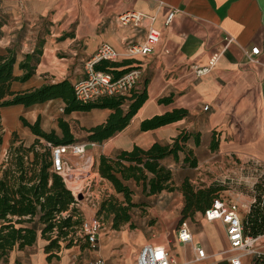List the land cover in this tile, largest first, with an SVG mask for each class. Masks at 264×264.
Listing matches in <instances>:
<instances>
[{
    "label": "crops",
    "instance_id": "obj_1",
    "mask_svg": "<svg viewBox=\"0 0 264 264\" xmlns=\"http://www.w3.org/2000/svg\"><path fill=\"white\" fill-rule=\"evenodd\" d=\"M17 1L22 15L29 19L46 17L50 27L42 38L43 52L34 75L25 82H14L16 90L66 78L73 83L85 75L86 60L101 43L108 42L123 51L130 41L143 42L150 27L161 31L160 42L148 56L117 60L140 63L144 71L135 90L146 88L148 98L123 130L87 149L96 171L101 154L111 155L134 145L147 148L154 142L165 143L183 130L191 134L186 146L198 163L194 167L184 164L183 152L179 159H164L173 169L175 188L152 195V203L145 210L134 208L132 221L120 229L112 228L108 222L109 227L101 231L95 246L81 237L73 246L63 248L58 256L48 258L45 252L48 241L39 237L33 246L13 250L8 264H90L97 259L105 264H134L146 243L166 246L177 264H232L230 258L235 254L240 255L241 264H256L254 254L231 250L224 224L206 219L203 212L186 219L193 240L179 239L184 206L179 186L186 178L196 186H208L219 177H229L235 165L242 169L264 166V0ZM128 12H142L146 16L138 23L125 24L121 16ZM171 13H174L172 21L167 24ZM17 37L18 34L1 25L0 49L14 47ZM37 44L28 38L21 41L18 62ZM255 46L260 53L252 61L249 52ZM218 52L217 64L209 73L199 76L196 68L207 64ZM15 72L22 74L18 65ZM164 97H171V101L160 102ZM63 107L61 99L30 107L14 105L2 109V119L3 110L9 109L31 122L40 116L45 130L59 131L58 119L62 116L89 128L103 123L112 112L92 109L64 115ZM176 108L187 109L188 115L154 129H141L142 120ZM66 158L78 162V156L69 154ZM95 174L99 175L98 171ZM99 177L105 182L107 193L114 194L111 183ZM225 192L240 204L243 218L253 200L239 191ZM95 195L99 204L101 198ZM96 211V207L84 210V218L95 216ZM261 242L264 240L256 243L257 248L264 252ZM197 246L204 248L205 259L195 260Z\"/></svg>",
    "mask_w": 264,
    "mask_h": 264
},
{
    "label": "trees",
    "instance_id": "obj_2",
    "mask_svg": "<svg viewBox=\"0 0 264 264\" xmlns=\"http://www.w3.org/2000/svg\"><path fill=\"white\" fill-rule=\"evenodd\" d=\"M42 47L43 41L40 40L35 49L24 54L19 62L16 47H8L5 51L0 49V143L3 141L2 109L6 107H30L61 99L64 115L74 111L111 109L103 123L83 128L89 141L102 142L123 130L148 98L144 88L133 90L127 96H102L94 101L82 102L76 97L75 82L68 78L29 89H14V82H25L34 75ZM16 65L22 74H16ZM135 65L133 60L104 59L95 64V69L119 77ZM169 101L171 97L160 98V102ZM187 115V109L176 108L142 120L141 129H154ZM20 120L33 133L35 140L27 144L14 131L6 157L0 165V261L3 264H8L13 250L33 246L39 237L48 241L45 245L48 258L58 256L63 248L73 246L81 237L85 238L80 234L84 215L76 207L77 200L63 176L54 170L53 148L78 142L71 123L60 117L57 131L45 130L40 116L34 122L25 116H21ZM190 137L191 134L183 130L165 143L154 142L147 148L134 145L131 149L118 150L111 155L101 154L97 160V171L111 183L115 193L103 195L96 216L102 222L111 223L112 228L120 229L132 221L134 208L145 210L152 203V195L173 190V169L163 160L168 157L179 159L183 152L186 154L183 163L196 166L197 159L186 146ZM196 141L199 142V137ZM226 188L218 181L199 187L189 178L184 179L179 186L184 195L182 221L193 219L197 212L204 213ZM255 189L257 199L242 218L244 234L252 237L264 234V183L257 182Z\"/></svg>",
    "mask_w": 264,
    "mask_h": 264
},
{
    "label": "built area",
    "instance_id": "obj_3",
    "mask_svg": "<svg viewBox=\"0 0 264 264\" xmlns=\"http://www.w3.org/2000/svg\"><path fill=\"white\" fill-rule=\"evenodd\" d=\"M174 13L168 16L167 24L172 21ZM146 14L142 12H128L121 16L123 23L129 21L139 22ZM153 18V17H152ZM161 40V31L155 27H150L146 38L143 42H128L123 51L115 48L108 42L101 43L96 49L95 53L86 60L84 65L85 75L75 81V94L77 99L82 102H90L102 96L111 95H130L137 87L141 76L143 74V67L138 61H135V66L128 71L114 77L111 73L96 70L95 64L100 60H113L117 61L121 58H138L140 56H148L151 54L156 45ZM260 53V48L255 46L249 52V57L255 61L256 56ZM220 53L214 54L207 64L198 66L196 72L199 76L209 73L212 68L217 64ZM207 109L208 106L206 105ZM94 144V143H93ZM87 144L83 142H75L68 145H59L53 148L54 170L61 174L65 180L72 172V167L68 164L66 156L71 154L74 156L83 155L86 152ZM83 189V188H82ZM82 189L72 191L76 200L78 194L83 193L89 199V192H84ZM94 207H98V203H93ZM241 206L238 202L226 196H219L214 199L211 207L206 209L204 216L208 220H220L225 228L230 242V248L233 251H243L255 255L256 264H264V252L256 247L259 240H264V234L257 237L246 236L244 234ZM104 222L96 215L91 218H84L80 234L85 236L92 246H95L98 236L103 230ZM179 239L183 242L193 240L192 231L186 220L180 223L178 228ZM197 256L195 260L205 259L206 252L201 246L196 248ZM232 264H241L239 254L233 255L231 258ZM90 264H105L104 260L97 259ZM134 264H177L171 252L164 245L146 243L144 244L135 259Z\"/></svg>",
    "mask_w": 264,
    "mask_h": 264
},
{
    "label": "rangeland",
    "instance_id": "obj_4",
    "mask_svg": "<svg viewBox=\"0 0 264 264\" xmlns=\"http://www.w3.org/2000/svg\"><path fill=\"white\" fill-rule=\"evenodd\" d=\"M20 9L21 6H19L17 0H1L0 2V26L5 25L7 28L12 30V32H15L16 35L18 34L16 41H14V47L18 49L19 54L21 41L28 38L37 43L46 36L50 27V21L48 18L40 16L35 19H29L25 15H22L23 13ZM30 115L31 114L28 113V116ZM21 116L24 115L15 114L9 109L3 110V141L0 143V165L6 157L14 131H16L19 137L27 144H30L35 140L33 133L27 127L22 125L20 120ZM48 121L51 123V119H48ZM70 123L72 124L73 130L78 138V142L86 143L87 149H91L95 142L87 139V133L83 130V127L80 126L77 120L72 119L70 120ZM47 126L49 127L50 125ZM87 149L83 155L78 156V162L76 163L66 158V160H68V164L72 167V172L69 173L66 181L67 186L72 191H77L83 188L82 190L84 192L90 193L89 199L87 196H84L83 193H80L83 195V198L77 199V203L79 205H76V207L81 210L82 213H84V210L94 207L93 203L97 201L95 193L98 194L100 198L103 197L102 194L107 193L105 182L100 179V175L95 174L97 171L94 168V160L88 155ZM216 181L226 185L228 188L225 190L242 192L255 202L258 194L255 189V184L259 181L264 183V167L261 168V166L255 165L242 169L239 168L238 165H235L234 170L230 172L229 177H219ZM225 190H223L220 195L231 198L230 196H227ZM92 193L94 194L92 195ZM262 197L264 199V195ZM108 227V223L104 222L103 230ZM261 243L264 244V242ZM257 245L258 244H256V247ZM0 264H3V262L0 261Z\"/></svg>",
    "mask_w": 264,
    "mask_h": 264
},
{
    "label": "water",
    "instance_id": "obj_5",
    "mask_svg": "<svg viewBox=\"0 0 264 264\" xmlns=\"http://www.w3.org/2000/svg\"><path fill=\"white\" fill-rule=\"evenodd\" d=\"M83 195L82 194H78V199H82Z\"/></svg>",
    "mask_w": 264,
    "mask_h": 264
}]
</instances>
